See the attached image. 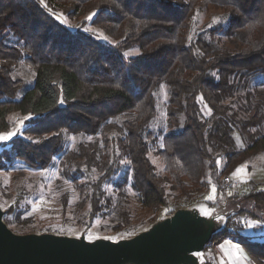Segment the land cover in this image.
I'll return each instance as SVG.
<instances>
[{"label":"trees","instance_id":"1","mask_svg":"<svg viewBox=\"0 0 264 264\" xmlns=\"http://www.w3.org/2000/svg\"><path fill=\"white\" fill-rule=\"evenodd\" d=\"M44 3L0 0V133L11 129L12 113L31 117L23 133L4 146L0 169L6 167L4 160L48 169L65 152L64 134L94 137L119 121L120 130L113 139L114 162L102 165L98 151L81 144L78 158L83 162L68 157L78 169L67 168L82 197L81 205H90V223L107 212L118 216L114 226L121 233L118 240L146 230L178 208L205 201L208 172L220 192L223 178L264 154V91L251 88L257 77L264 76V0ZM55 7L70 18L96 13L92 24L114 39L116 46L107 49L69 29L49 12ZM210 10L221 11L224 24L199 30V16ZM134 47L140 50L137 57H122ZM22 58L35 70L36 78L16 100L25 83L12 73ZM163 85L169 92L167 132L157 135L151 127ZM256 94L258 100L253 101ZM203 105L210 110L209 116ZM236 132L244 149L238 148ZM152 150L163 160L171 190L178 193L173 202L150 159ZM124 159L130 181L124 179L123 184L130 183L142 208L152 213L138 224L131 222L130 212L114 206L106 189L120 173L119 161ZM219 159L225 161L222 170H217ZM83 165L88 174L93 170L101 174L79 183ZM24 199V195L18 198L5 217L19 234L33 232L19 223ZM228 209L234 214L207 249L217 240L244 236L246 222L264 223V191L235 195ZM242 245L251 264H264V242L245 239Z\"/></svg>","mask_w":264,"mask_h":264},{"label":"rangeland","instance_id":"2","mask_svg":"<svg viewBox=\"0 0 264 264\" xmlns=\"http://www.w3.org/2000/svg\"><path fill=\"white\" fill-rule=\"evenodd\" d=\"M48 10L55 17L60 16L59 21L69 29L93 38L107 49H112L116 46L117 42L114 39L106 36L102 30L92 24L95 16L91 20L87 19L92 13L70 18L59 8L55 7ZM222 24H224L223 13L221 11L210 10L199 16L197 27L199 30H206ZM86 27L92 29V31H84ZM105 36L107 39L102 38ZM12 44L15 45V43ZM139 54V48L134 47L123 53L122 57L126 60H131ZM12 77L24 80L25 87L19 91L16 98V100H20L24 95V90L34 85L36 72L22 58L14 67ZM251 88L252 90L264 91V76L257 77ZM168 93V87L163 85L156 99L158 113L151 129L157 135L159 132H163L164 134L167 132ZM255 97L253 101L258 100V94ZM203 110L205 115L209 116L211 114L206 105H203ZM25 117L19 112L12 113L8 118L11 123L9 131L20 129L18 135H21L28 121L25 120ZM21 120H24L25 126L23 128L20 126ZM119 130V121H115L110 123L109 128L104 129L99 135L94 137L64 134V154L61 157H56L52 166L45 170H35L20 162L10 163L9 160H4L6 167L0 169V206L7 211L11 205L15 204L18 198L24 195L26 199L22 200L20 204L22 215L19 223L26 225L29 231H33L31 233L51 232L68 236L86 234L88 238L107 237L114 240L117 239L116 237L121 234L119 230L115 231L114 229L119 220L118 216L113 212H107L105 216H100L90 223L88 221L90 205H81L82 197L73 185L71 177L68 176L67 168L71 167L70 172H74L78 169L76 161L79 163L83 162V160L78 158L81 144H85L89 148L94 147L98 151V161L102 165L114 162L116 147L113 144V139L118 136ZM234 137L238 148L244 149L245 145L237 132L234 134ZM25 138L28 139L27 136ZM8 142L0 143V154ZM74 156L77 157L76 161H71L69 164L68 157L74 158ZM149 156L156 167L157 173L164 180V186L169 194L170 202H173L178 193L171 190V182L164 174L162 158L156 154V150H152ZM119 162L121 171L114 177L112 183L106 189L112 194L114 206H121V208L130 212L131 222L138 224L147 220L152 213L150 210L142 208L137 195L130 187V183L126 186L123 184L124 179L130 181V175L126 174V160L124 159ZM224 162L223 159L218 160L217 170H222ZM81 170L85 173L84 177H80L79 183L86 182L90 176L97 178L101 174V171L97 170H93L92 173L88 174L84 165L81 167ZM235 173L232 176H228L232 182L229 188H226L223 182V189L220 192L217 189L216 192H213L212 189L215 184L211 180V172H208L207 179L210 183V188L206 190L205 197L203 198L205 201L202 202H206L209 206H213L217 202H223L221 205H226L228 209V202L235 195L248 194L258 190L262 191L261 189H264V154H259L252 160L246 161ZM225 178L223 179L225 180ZM229 192L232 195H229ZM209 196H212L213 199H208ZM226 197L229 198L227 201L224 200ZM64 202H66V205ZM162 213H165L164 209ZM12 217L15 218L14 215ZM252 231L253 229L250 230L246 227L243 233L248 235ZM257 240L264 242V228Z\"/></svg>","mask_w":264,"mask_h":264},{"label":"water","instance_id":"3","mask_svg":"<svg viewBox=\"0 0 264 264\" xmlns=\"http://www.w3.org/2000/svg\"><path fill=\"white\" fill-rule=\"evenodd\" d=\"M6 214L0 206V264H206L207 247L234 211L200 202L118 240L86 234H19L5 222Z\"/></svg>","mask_w":264,"mask_h":264},{"label":"crops","instance_id":"4","mask_svg":"<svg viewBox=\"0 0 264 264\" xmlns=\"http://www.w3.org/2000/svg\"><path fill=\"white\" fill-rule=\"evenodd\" d=\"M213 204H215V202H213ZM250 222H258L259 227L249 228L250 230L253 229V231L249 232L250 234L248 235L244 234L242 237H226L217 240L211 244L206 251L207 260L212 262V264H251L247 249L242 245V241L245 239L258 241L257 239L264 228V223L260 221ZM234 245H239L240 249H243V256H241ZM244 256L247 258H243Z\"/></svg>","mask_w":264,"mask_h":264},{"label":"snow or ice","instance_id":"5","mask_svg":"<svg viewBox=\"0 0 264 264\" xmlns=\"http://www.w3.org/2000/svg\"><path fill=\"white\" fill-rule=\"evenodd\" d=\"M41 3H44V0H40ZM45 7H47V5L45 4ZM96 13H92L90 16L87 17V19L91 20L93 16H95ZM56 19L57 20H60V16H56ZM78 27V25H77ZM84 31L86 32H91L92 29L90 28H84ZM103 39H107V37H102ZM60 103H64L63 100H60ZM25 120H31V117L30 116H26L25 117ZM20 126L21 128H23L25 125H24V120H21L20 121ZM20 133V129H13L11 131H8V132H4V133H0V143H5V142H8V141H12L14 137H16L18 134ZM28 139H32L31 137H28ZM73 139H75L73 137ZM36 143H39V141H36ZM262 191H264V189H261ZM213 192H216V188L215 186H213V189H212ZM229 195H232L231 192H229ZM208 199H213L212 196H209ZM206 215H210V213H206ZM221 220L224 219V217H220ZM245 227L247 228H256V227H259V223L258 222H246L245 223ZM234 247L238 250V252L241 254V256H243V249H240V246L239 245H234ZM243 258H247L246 256H244Z\"/></svg>","mask_w":264,"mask_h":264},{"label":"built area","instance_id":"6","mask_svg":"<svg viewBox=\"0 0 264 264\" xmlns=\"http://www.w3.org/2000/svg\"><path fill=\"white\" fill-rule=\"evenodd\" d=\"M231 183H232V182H231L230 178H225V180H224V185H225L226 188H229V186L231 185ZM228 199H229V198L226 197L224 200L227 201ZM221 203H223V202H217L215 205H216V206H220Z\"/></svg>","mask_w":264,"mask_h":264}]
</instances>
